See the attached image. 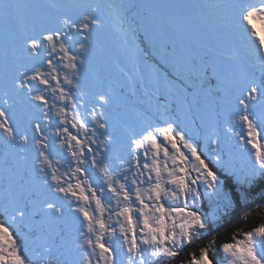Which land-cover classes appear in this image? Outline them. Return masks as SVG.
<instances>
[{"label": "snow or ice", "instance_id": "snow-or-ice-1", "mask_svg": "<svg viewBox=\"0 0 264 264\" xmlns=\"http://www.w3.org/2000/svg\"><path fill=\"white\" fill-rule=\"evenodd\" d=\"M254 22L264 0H0V264H183L264 209ZM187 264H264V220Z\"/></svg>", "mask_w": 264, "mask_h": 264}, {"label": "trees", "instance_id": "trees-1", "mask_svg": "<svg viewBox=\"0 0 264 264\" xmlns=\"http://www.w3.org/2000/svg\"><path fill=\"white\" fill-rule=\"evenodd\" d=\"M258 202L259 201L257 200L252 205L247 206L252 215L246 223L242 222V220L239 218L226 217L219 224L214 226L213 229L205 233L203 237L191 247L190 253L198 254L201 248L208 246L209 243L213 240H215L216 247L221 246L223 243L231 242V238L233 235H236L242 230L250 229L254 225L260 223L262 220H264V209H258L256 207V204ZM182 256L185 257L183 261L187 262L188 259H190L189 252L183 254Z\"/></svg>", "mask_w": 264, "mask_h": 264}, {"label": "rangeland", "instance_id": "rangeland-1", "mask_svg": "<svg viewBox=\"0 0 264 264\" xmlns=\"http://www.w3.org/2000/svg\"><path fill=\"white\" fill-rule=\"evenodd\" d=\"M254 23H256V28H257V30L260 31L261 34H264V28H262V26L260 25V23H259V22H254ZM53 59H54V62H55V58H53ZM65 71H66V70L61 69V71H60V77H61V79L63 78V76H64V74H65ZM41 87H43V86H41ZM57 106H58V107H61V106H63V104L60 103V102H58V103H57ZM53 111H54V110H53ZM54 112H55V111H54ZM68 116H69V126H70L71 123H72V121H71L72 110H71L70 104H69V108H68ZM52 119H53V121H55L56 116L53 115V116H52ZM69 130L72 131L74 134H75V132H76V130H75V129H72L71 127H69ZM235 131H236V132H241L242 129H241L240 127L237 126V127L235 128ZM61 139H62V138H61ZM52 158H53V162H54V164H55V161H56L57 159H60V160H61L60 165H57V167H59L60 173L63 174V175H62V179L66 180V181H69V182H72V183H75V182H76V177L73 176V175H71V173L74 172V169H75V167H76L75 161L72 160V158H71L70 156H68L67 153H65V158H63V159H61L60 157L55 156V155H54ZM69 164H71V167H69ZM105 219H106V220L108 219V213H107V212L105 213ZM113 220H115V217H114V216H113ZM108 222H109V223H112V221H108ZM117 227H118V225H117ZM202 237H203V236H202ZM202 237H200V238H198V239H197V238H194L192 244H190V245H186V246H185L184 251L181 253V258H180L181 261H183V260L185 259V257L182 256V255H183V254H186V253H188V252H189V255H190V254H191V253H190V249H191V247H192L193 245H195V243H196L197 241H199ZM176 264H180V261H177ZM183 264H187V262H186V261H183Z\"/></svg>", "mask_w": 264, "mask_h": 264}]
</instances>
